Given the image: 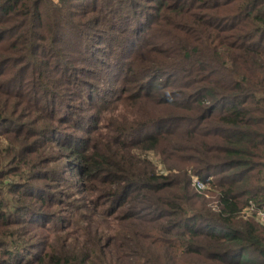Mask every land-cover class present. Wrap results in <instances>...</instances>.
Masks as SVG:
<instances>
[{"label": "trees", "instance_id": "16d2710c", "mask_svg": "<svg viewBox=\"0 0 264 264\" xmlns=\"http://www.w3.org/2000/svg\"><path fill=\"white\" fill-rule=\"evenodd\" d=\"M70 85L122 103L84 120ZM155 96L191 125L130 116ZM250 202L264 206V0H0V264H264V224L238 218Z\"/></svg>", "mask_w": 264, "mask_h": 264}, {"label": "rangeland", "instance_id": "374dc122", "mask_svg": "<svg viewBox=\"0 0 264 264\" xmlns=\"http://www.w3.org/2000/svg\"><path fill=\"white\" fill-rule=\"evenodd\" d=\"M54 2H56L57 0H53ZM83 2V1H81ZM197 12H200L199 11V8H196ZM161 34L158 33V26H156V29H155V32L151 35V45L149 47H147L144 52L142 53V55L138 58H135V60L137 59L139 61V63L142 65L144 63H147V59L149 56H155L157 59H158V54L155 52V48L157 47L158 45V42L161 40L160 38ZM167 39V36L165 35V33L163 34L162 36V41ZM190 42H197L200 49L201 50H204V47L203 45L201 44V42L198 40H193V41H190ZM161 49L163 51V53L166 55L167 57V60H165V65L167 67H174V63L171 61L172 59H176L178 57V54H177V51L175 48L173 47H168L166 44H161ZM39 60V58L36 59L35 62H37ZM83 62L84 60H82V62L80 63H76L77 64V68H82L84 65H83ZM78 74V73H77ZM52 76H54V74H52ZM81 76H83V78L86 79V82L91 86L93 84V79H92V75L90 74V72H87L86 75L82 74ZM85 85H81V87H74V85H70L69 87L68 86H64L63 89H62V92L66 94L65 96V100H70V102L72 103H80L81 104V112L79 115H82L84 117V120H87V118H93V115L101 118V123L104 121V120H108L110 121V115H113V112L115 111V106L119 105L122 103V99L120 98H114L106 107H103V108H99L98 106H94V104L96 102H102L101 100L95 98L94 100V103L93 102H90L89 98L86 96H82L84 95L87 90V93H88V89H91V87H84ZM84 90V91H82ZM95 91H98V89H94ZM119 90V88H113V91H112V94L110 96H115L117 95V91ZM156 96L154 97V100H151L149 101V104H146L145 106L142 105V103H134L133 106H134V110L133 109H130L132 112L130 113V116H139V115H142L143 118H146V119H149V120H161V119H164L165 117L167 116H180L181 117V120H180V123L179 125H175L174 126V129L178 130V132L182 131L184 127H189L191 125V120L189 119V117L191 116V111H188V110H185V109H180V108H174V107H171V106H168V105H165V104H161V103H158L156 102ZM153 105L155 106H158L159 109H153ZM129 106V105H127ZM113 108V109H112ZM112 109V110H111ZM74 108H69V107H66L64 106L62 111L60 113H62L64 116H67V111L68 112H73L74 113ZM53 112V111H52ZM70 116V118H74V115L71 113V114H68V117ZM46 116L45 117H42V121L45 120ZM66 126L65 128L68 129L67 127V122H61V126ZM87 126V125H86ZM100 126V123H98V125L95 123V121L92 123L91 126H88L89 129H90V136H91V141L92 142H95L96 140H99L101 138H103L104 136V130L102 128L99 127ZM70 130V132H79L83 135L86 134V132L84 131H77L76 129L74 128H71V129H68ZM2 139L4 140V138L2 137ZM58 150L61 151V149L57 148ZM182 152L181 151H178L176 154H181ZM149 156L153 159H155L157 161V165L159 168H163V163L161 162H158L157 159H159L160 157V152L158 149H156L154 152H150L149 153ZM184 159H180V158H176L175 160H167L168 164H172L174 166H176L178 164V162L182 161ZM187 161V160H186ZM191 162V161H189ZM67 172V176L69 179H73L75 178V176L73 174H71L70 172L66 171ZM192 176H195V174L192 173L191 177ZM197 176V175H196ZM191 179V184L193 185V187L195 188V179L194 178H190ZM38 180L39 182L42 180V177H40L39 179H36ZM191 185V186H192ZM209 184H205V188H207ZM67 188V182L66 181H63V184L60 186V189H66ZM193 188V189H194ZM204 189H197L199 193H203L205 194L204 196L207 198V197H215L217 198V193L213 190V187H210L209 189L205 190ZM77 192H82L81 190H78ZM58 205H54L53 208H57ZM208 208H212V209H216L215 206H210V205H207ZM264 207V206H262ZM70 210V206L68 205H65V204H61L58 208H57V213H63L64 216H66V218L68 217V211ZM93 216H99L97 215L96 213H92ZM240 215V216H239ZM238 215V218H239V221L242 222L244 220H248V218L250 219H255L256 222H259L253 211H250V210H246L245 207L241 208L240 209V214ZM84 222V221H83ZM50 224H53V221H49ZM111 223V222H109ZM113 223H115V221H113ZM261 224V222H259ZM263 228V227H262ZM34 232V231H33ZM35 237L36 238H42V235L43 233L45 232L44 229H37L35 230ZM180 261L182 263H185L188 261V257L186 258H181Z\"/></svg>", "mask_w": 264, "mask_h": 264}, {"label": "built area", "instance_id": "2783aa9c", "mask_svg": "<svg viewBox=\"0 0 264 264\" xmlns=\"http://www.w3.org/2000/svg\"><path fill=\"white\" fill-rule=\"evenodd\" d=\"M192 178L195 179V188L197 189H204L207 184L206 182H203L198 178V176H192ZM207 180H210V177L207 178ZM246 210L253 211L256 219L261 222V224H264V207L257 206L254 202H250L247 206H245Z\"/></svg>", "mask_w": 264, "mask_h": 264}]
</instances>
